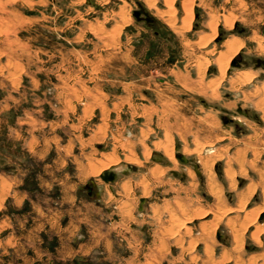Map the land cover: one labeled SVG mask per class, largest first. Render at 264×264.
<instances>
[{
	"label": "rangeland",
	"instance_id": "rangeland-1",
	"mask_svg": "<svg viewBox=\"0 0 264 264\" xmlns=\"http://www.w3.org/2000/svg\"><path fill=\"white\" fill-rule=\"evenodd\" d=\"M120 163L137 228L86 244ZM263 213L264 0H0V264H264Z\"/></svg>",
	"mask_w": 264,
	"mask_h": 264
},
{
	"label": "crops",
	"instance_id": "crops-1",
	"mask_svg": "<svg viewBox=\"0 0 264 264\" xmlns=\"http://www.w3.org/2000/svg\"><path fill=\"white\" fill-rule=\"evenodd\" d=\"M199 98H200L199 100L203 103L204 106H206V103L204 104V101H207L212 105L216 104L214 102L215 100L214 97L212 99L210 98V100L206 99L205 97H199ZM239 109L240 107L237 110L239 111ZM89 168H90V173H92L93 166L91 164L89 165ZM98 174L100 175V172H98ZM89 181H93V180L89 178ZM96 184L98 183L94 182V186H92L90 190L91 193H89V191L87 192L88 197L86 199V203H84L86 208L88 209V219L86 225L88 224V227L91 228L92 230V236L90 237L92 238V240L84 243L86 244L92 243L93 244L92 246H94L100 240H102L103 243L104 242L109 243L110 241H112V235H115L114 234L115 230H118L119 233H122L123 235L129 230L132 229L136 230L137 225L134 222L133 219L134 217L132 215L130 216V214H127L125 209L123 208L126 207L127 204L125 203L127 201H128L127 203L132 202L133 199L132 197L134 194L132 193V191L130 193L131 188L132 189L134 188V190L140 189V187L137 186V182L132 183V179L122 180L120 176L116 178L114 182H105L103 185H96ZM107 190L110 192V194L112 193L111 194L112 197L107 193ZM110 198L112 201H115V204L109 205L106 203V200ZM141 198H144V203L142 204V208L140 210L139 207H140ZM146 205L150 206L151 211L153 212L154 215L157 214L156 211H158V208L160 206L158 204H149L148 198L146 196L139 195L137 197L135 210L141 213L142 211L146 210ZM76 206L79 210L84 205L83 203L82 204L77 203ZM116 210H118L119 213L116 214ZM71 211H74L73 206H71ZM91 212L94 213V215L91 216ZM112 214L116 215L117 217H114V215L112 216ZM71 225L72 227L74 226L73 228L80 227V224L78 223L75 224L73 222V219H71ZM139 229L141 230L143 229V227L140 226Z\"/></svg>",
	"mask_w": 264,
	"mask_h": 264
},
{
	"label": "water",
	"instance_id": "water-1",
	"mask_svg": "<svg viewBox=\"0 0 264 264\" xmlns=\"http://www.w3.org/2000/svg\"><path fill=\"white\" fill-rule=\"evenodd\" d=\"M138 5V9H135L132 14L133 16L138 20V21H145L148 25H151L154 22V19L145 11L142 10V6L140 3H137ZM257 62H259L258 60H256ZM231 67H236L239 65V61L238 59H233L230 63ZM239 111L241 112V110L239 109ZM246 114V113H245ZM228 121H232V119H229ZM177 159L181 162V163H188L190 162V160L188 158H186L183 154H176ZM153 159L160 161V156L157 152H153ZM194 168L197 167L196 164H193ZM126 173L128 172V169L125 168H109V169H105L103 170V172L100 173V178L104 181V182H114L115 179L117 178L119 173ZM173 174H175V172L173 171ZM92 186H94V182L90 181L89 184L86 185V187L91 190ZM89 193H91L89 191ZM144 203V198L140 199V207L139 209L141 210L142 208V204ZM264 216V214L262 215Z\"/></svg>",
	"mask_w": 264,
	"mask_h": 264
},
{
	"label": "bare ground",
	"instance_id": "bare-ground-1",
	"mask_svg": "<svg viewBox=\"0 0 264 264\" xmlns=\"http://www.w3.org/2000/svg\"><path fill=\"white\" fill-rule=\"evenodd\" d=\"M224 46H225V50L223 51V52H221L220 53V57L221 58H223L222 60H224L225 58H228V56L237 48V44H236V41L235 40H229V41H226L225 42V44H224ZM228 60H229V58L227 59V62H228ZM226 62V63H227ZM159 146H160V144H158ZM162 147L164 148V151H165V153H166V155L167 156H169V158L172 160V161H174V162H176V160L174 159V157H173V151H172V147H171V145L170 144H168V143H165V144H163L162 143ZM207 163H208V161H206ZM106 166V165H105ZM110 166V165H109ZM207 166V165H206ZM102 167H104V165L102 166ZM111 167H112V165H111ZM117 167L119 168V169H121L122 167H124V165L123 164H117ZM105 169H106V167H104ZM113 168H114V166H113ZM104 169V170H105ZM100 171V170H99ZM96 172V171H95ZM98 173V172H97ZM121 173V172H120ZM119 175V174H118ZM123 188V187H122Z\"/></svg>",
	"mask_w": 264,
	"mask_h": 264
}]
</instances>
